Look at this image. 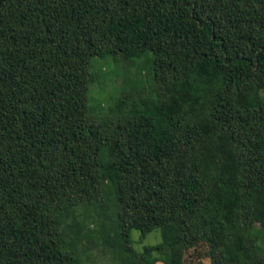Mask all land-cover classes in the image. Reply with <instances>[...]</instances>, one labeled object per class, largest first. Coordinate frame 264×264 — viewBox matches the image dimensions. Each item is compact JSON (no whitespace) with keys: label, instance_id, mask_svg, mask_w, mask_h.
<instances>
[{"label":"trees","instance_id":"1","mask_svg":"<svg viewBox=\"0 0 264 264\" xmlns=\"http://www.w3.org/2000/svg\"><path fill=\"white\" fill-rule=\"evenodd\" d=\"M148 51L154 108L91 115L93 59ZM263 93L264 0H0V264H86L85 227L161 230L122 264H264Z\"/></svg>","mask_w":264,"mask_h":264},{"label":"rangeland","instance_id":"2","mask_svg":"<svg viewBox=\"0 0 264 264\" xmlns=\"http://www.w3.org/2000/svg\"><path fill=\"white\" fill-rule=\"evenodd\" d=\"M153 61V54L150 51L141 57L133 58L129 61L120 60L116 62L112 57L105 59L94 58L91 70L95 75V81L90 87L88 102L90 114L96 117L103 116L105 108L123 92L129 94V107H138L142 100L145 99L146 101V99L150 98L146 102H150L149 107L154 108L156 101L148 94L153 73ZM260 196L259 194L257 195V197ZM259 199L254 219L257 225L264 228V199L262 197ZM109 227L114 230L116 228L114 225ZM83 232L85 236L83 243L80 241L77 244L78 250L75 249L79 254L85 251V246L90 250V254L88 252V255L85 256L84 263L86 264H122V258L124 257H120L121 255L127 257L128 253H140L144 251L145 247L162 241L160 229H155L144 236L141 235L140 231L134 229L130 231L129 242H124L119 236H115L113 233L115 231H112L107 242H102L101 246H97L98 244H94L91 241L93 234H89V229L85 227ZM124 245H127V248H131L133 252H124ZM201 251H205V249L198 247L195 253H192L190 264H209V260L201 255ZM90 256V262H86ZM156 264L164 263L157 261Z\"/></svg>","mask_w":264,"mask_h":264}]
</instances>
